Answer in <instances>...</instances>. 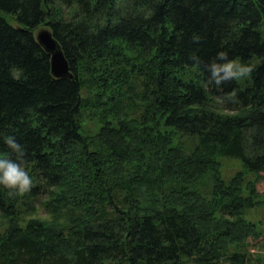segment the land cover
<instances>
[{
    "label": "trees",
    "instance_id": "16d2710c",
    "mask_svg": "<svg viewBox=\"0 0 264 264\" xmlns=\"http://www.w3.org/2000/svg\"><path fill=\"white\" fill-rule=\"evenodd\" d=\"M43 24L73 77L53 75ZM221 50L252 72L217 85ZM83 73L95 106L125 112L133 93L140 114L87 136ZM0 155L33 178L0 185V218L62 219L11 224L0 264H260L243 214L264 196V0H0ZM220 157L244 168L227 181Z\"/></svg>",
    "mask_w": 264,
    "mask_h": 264
},
{
    "label": "rangeland",
    "instance_id": "374dc122",
    "mask_svg": "<svg viewBox=\"0 0 264 264\" xmlns=\"http://www.w3.org/2000/svg\"><path fill=\"white\" fill-rule=\"evenodd\" d=\"M62 10L65 12L64 7H62ZM43 28L49 29V27L44 26L43 24V25H40V27L36 30V33L40 29H43ZM81 77L82 79H87L88 74L86 75L83 73ZM89 82H91V80L87 79L86 80L87 85L83 89V96L86 101H89V103L86 104L83 112L81 113V117H80L82 131L87 136L97 135L105 121H109L111 122L113 126H116L118 124L119 118L132 121L134 117H137L140 114V110H138L137 108H134L135 106H137L139 101L136 100L134 104H132V101L129 100L131 99L129 96H133V93L128 94L126 97L129 99L124 100L125 104L127 105V108H125L126 110L125 112L114 113L115 111L112 110L111 108L109 110V106H108L109 104L106 105L107 107L106 109H103L99 105L95 106V104L92 103L91 101L98 102L100 98L99 100L95 99L97 98V96H95L96 95L95 93L97 92V90ZM116 90L117 88L114 85V87L108 90L106 94L109 97L111 93H116ZM137 96L140 97L138 93L136 94L135 97ZM220 160L222 161L221 171H222L224 179L227 181H229L234 175H236V173L239 170H242L244 168L242 161L239 159L220 157ZM255 175L257 174L251 173V174H248L247 176L252 179H255L256 178ZM260 175H261V178L258 182L257 190L264 192V173ZM243 216L247 220L257 223V226L262 233V236L259 238L260 240L255 241L252 239L253 246L251 247V249L253 253H255L256 257L259 259L260 264H264V196L262 195L260 197V202L256 206L250 207L244 210ZM61 221L62 219L59 216L50 214L43 207L38 206L34 208V210L31 211V213L20 214L19 216H14L10 218H0V236H2L3 234H6L9 231L11 224H19V226L21 227H26L31 222H34V223L44 222V224L45 222H48V223L54 222L56 226H59L58 224H60ZM189 264H194V263H189Z\"/></svg>",
    "mask_w": 264,
    "mask_h": 264
},
{
    "label": "clouds",
    "instance_id": "9594fccd",
    "mask_svg": "<svg viewBox=\"0 0 264 264\" xmlns=\"http://www.w3.org/2000/svg\"><path fill=\"white\" fill-rule=\"evenodd\" d=\"M200 38L199 35L193 36L194 40ZM209 69L211 78L215 80L217 85L225 80L243 78L252 72L250 64L241 62L238 59H228V52L224 50L217 53V59L212 60ZM4 142L15 150L18 156L23 155L25 149L14 135L5 136ZM0 185L6 186L10 190L9 195L14 196L30 191L33 178L20 159L0 155Z\"/></svg>",
    "mask_w": 264,
    "mask_h": 264
},
{
    "label": "water",
    "instance_id": "95a60500",
    "mask_svg": "<svg viewBox=\"0 0 264 264\" xmlns=\"http://www.w3.org/2000/svg\"><path fill=\"white\" fill-rule=\"evenodd\" d=\"M37 40L51 55V67L53 75L56 77H73L69 61L61 47L59 41L55 38L52 30L48 28L40 29L36 33Z\"/></svg>",
    "mask_w": 264,
    "mask_h": 264
}]
</instances>
